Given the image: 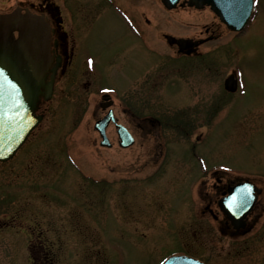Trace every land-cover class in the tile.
<instances>
[{"label": "rangeland", "instance_id": "obj_1", "mask_svg": "<svg viewBox=\"0 0 264 264\" xmlns=\"http://www.w3.org/2000/svg\"><path fill=\"white\" fill-rule=\"evenodd\" d=\"M185 5L92 3L99 18L83 27L79 42L99 74L91 85L84 75L79 82L59 77L42 121L0 163L6 219L23 208L44 231L48 218L59 225L68 217L67 264H159L177 252L207 264H264V212L249 232L227 237L205 209L212 169L264 185V0L237 39L210 9ZM130 14L143 30L139 37L128 28L127 50ZM208 27L217 36L205 38ZM163 33L200 38V57L174 61ZM231 74L239 79L236 93L224 90ZM103 84L114 89L116 115L135 137L129 148L118 146L111 125L112 146L99 145L93 123L104 112ZM164 121H180L182 129ZM17 200L20 207L11 204ZM14 248H0V264H27Z\"/></svg>", "mask_w": 264, "mask_h": 264}, {"label": "flooded vegetation", "instance_id": "obj_2", "mask_svg": "<svg viewBox=\"0 0 264 264\" xmlns=\"http://www.w3.org/2000/svg\"><path fill=\"white\" fill-rule=\"evenodd\" d=\"M98 1L100 2L101 0H0V14H25L26 12H30L42 16L48 23L50 28V53L52 57L50 67L53 69L55 68V84L59 77L63 78L66 75H70L77 81L78 79L80 80L81 75H84V84L91 85V83H93L91 82V79L98 75L99 72L95 67L93 68V65L95 66L96 63L94 55L92 56L88 53L83 54L80 49L81 42H79V40L81 39L80 37L82 35L83 27L85 25L94 23L96 19L99 18V16L96 18L92 16V12L94 11L91 10L92 8L90 7L92 3L96 4L98 3ZM256 2L257 0H254L253 11L248 24L250 23L255 13ZM187 7L196 9V7L194 6ZM202 8L210 9L206 5H204ZM130 15V18L124 19L127 26L125 41L127 50L128 28L133 33V35L139 37H142L143 30V26L138 21V19H136L132 14ZM221 25L225 30H227V32H232L231 34H233V36L231 37L233 39H237V37L241 36L246 28L245 27L240 32H234L226 28L223 23H221ZM216 30L217 29L214 28H206L205 32L207 34L205 35V38H212L217 36L218 33ZM14 35L17 36V32H14ZM172 36L176 38L192 39L193 42H197L191 47L190 53H186V51L180 52L178 50V45L175 42L169 43L168 41H166L165 33L162 34V38L166 41L170 50L173 51L172 56L174 61H179V64L181 61L183 63L190 62L191 64H193V58L200 57L198 48L202 43L201 39L180 37L175 35ZM124 58L126 60L125 63L128 71V52ZM153 58H155V56H153ZM76 73L78 75L75 76ZM126 83L128 87V74ZM238 84L239 79L237 80L236 89L231 93L237 92ZM103 85L111 88L107 84ZM224 90L225 92L229 93V91L225 88ZM126 91L127 98L123 110L124 114H126V116L128 117V89ZM102 94L103 93H100L101 100ZM112 99L114 116L116 117V121L120 122L118 116L116 115V110L114 109L115 107H113L114 105H116V101L114 98ZM101 100L99 101V103L101 102ZM46 105L47 102L42 101L40 110H47ZM105 112L106 111H104L103 114ZM148 120L151 124H155L158 122L153 119ZM109 125L114 127L113 123H110ZM210 174L215 181H213V183L211 184V192H206V200L208 201V204L205 206V209L210 212L212 220L218 224L219 231L222 235L233 237L246 234L252 229L255 223H257L258 219L256 216H260L264 212V198L262 196L264 194V185H262L257 179L250 180L248 178L230 177L227 176L229 174H225L220 170H212ZM245 181L257 185L259 188H261V192L259 193L252 209L245 217V227L237 230L234 227L233 222L227 218L226 214L220 212L217 206L218 200L220 198H225L226 196H228L230 189H232L236 184ZM2 188L3 187L0 186V248H4L7 243L12 247L16 246V249L14 248V252L16 255L15 258L16 260H18V263L19 260L25 259L27 264H67V255L69 249L67 228L68 217H66L65 215L62 216L59 225L53 218H48L46 222L47 226L44 231L40 230L42 225L38 221H33V217H27V215L23 211V208L22 210L17 208L15 210V213L11 214V216H8V218L6 219L5 207L3 202L4 199L1 195ZM11 204H14V206H16L17 204L18 207H20V203H18V200L16 202L14 201ZM202 212L204 213V209L202 210ZM38 226L40 228H38ZM20 234H25L28 239L21 242L13 240V238L17 237Z\"/></svg>", "mask_w": 264, "mask_h": 264}, {"label": "water", "instance_id": "obj_3", "mask_svg": "<svg viewBox=\"0 0 264 264\" xmlns=\"http://www.w3.org/2000/svg\"><path fill=\"white\" fill-rule=\"evenodd\" d=\"M167 8H173L179 0H161ZM189 5H210L211 10L232 30H240L247 22L252 0H186ZM18 32L15 38L12 32ZM169 43H177L179 51L191 52L197 42L191 39L165 35ZM50 28L42 16L31 13L0 15V161L11 158L24 143L30 132L42 120L36 110L42 99L52 95L55 68H51ZM225 89L234 91L236 79L229 76ZM111 102L102 106L106 108ZM114 119L110 110L96 121L94 127L101 137L100 144L110 147L105 134L109 121ZM119 146L133 144L134 137L121 124H116ZM256 191V193H255ZM260 189L250 183H241L230 190L228 205L219 206L239 230L245 227V216L252 208ZM163 264H204L199 260L176 255Z\"/></svg>", "mask_w": 264, "mask_h": 264}, {"label": "trees", "instance_id": "obj_4", "mask_svg": "<svg viewBox=\"0 0 264 264\" xmlns=\"http://www.w3.org/2000/svg\"><path fill=\"white\" fill-rule=\"evenodd\" d=\"M167 124H169V125H173L175 129H180V130L182 129V128H181V127H182V126H181L182 124H181L180 121H179V123H178V122L173 123V122H171V121H167Z\"/></svg>", "mask_w": 264, "mask_h": 264}, {"label": "bare ground", "instance_id": "obj_5", "mask_svg": "<svg viewBox=\"0 0 264 264\" xmlns=\"http://www.w3.org/2000/svg\"><path fill=\"white\" fill-rule=\"evenodd\" d=\"M178 3H179V2H178ZM178 3H177V4H178ZM25 142H26V141H25ZM25 142H24V143H25ZM24 143H23V144H24ZM23 144H22V145H23ZM22 145L16 150L15 154H17V152L20 150V148L22 147ZM128 148H129V147H128Z\"/></svg>", "mask_w": 264, "mask_h": 264}]
</instances>
